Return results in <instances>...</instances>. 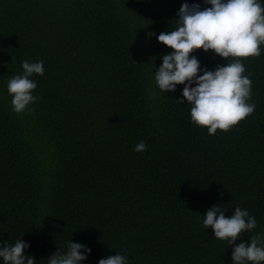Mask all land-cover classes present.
<instances>
[{
  "label": "trees",
  "instance_id": "obj_1",
  "mask_svg": "<svg viewBox=\"0 0 264 264\" xmlns=\"http://www.w3.org/2000/svg\"><path fill=\"white\" fill-rule=\"evenodd\" d=\"M184 2L0 0V242L24 239L35 264L72 239L92 249L85 264L118 251L129 264H232L233 248L202 224L216 204L257 219L237 243L264 234V51L239 58L254 113L210 135L184 85L162 91L153 75L174 51L157 36L178 27ZM190 55L209 70L237 59ZM24 60L45 74L17 113L7 82Z\"/></svg>",
  "mask_w": 264,
  "mask_h": 264
},
{
  "label": "clouds",
  "instance_id": "obj_2",
  "mask_svg": "<svg viewBox=\"0 0 264 264\" xmlns=\"http://www.w3.org/2000/svg\"><path fill=\"white\" fill-rule=\"evenodd\" d=\"M200 3L184 2L178 10V27L159 33L158 41L174 51L163 54L162 65L153 72L156 86L162 91H176L184 85L182 96L191 104V119L198 126H206L210 135L217 130L228 131L254 113L256 105L251 101L252 80L242 59L259 56L264 49V0H203ZM214 50L223 58L235 57L232 62L219 65L215 70L202 67L195 55L197 49ZM23 72L7 82L12 96L13 111L21 113L39 97L33 94L38 82L34 74L43 76L42 60L22 62ZM203 73L202 75L199 73ZM184 103L183 99H180ZM147 150L140 141L135 151ZM257 219L247 208L236 207L231 217L219 204L210 207L203 215L202 224L214 230L215 238L225 240L233 248L232 264H261L264 262V234L257 233L250 243H237L242 232L255 229ZM31 247L24 239L14 245L0 242V258L4 264H35V257L26 255ZM92 249L82 243L68 242L67 250L49 256L48 264H85ZM98 264H129L128 257L118 254L101 258Z\"/></svg>",
  "mask_w": 264,
  "mask_h": 264
}]
</instances>
